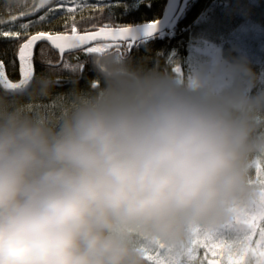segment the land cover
Masks as SVG:
<instances>
[{
	"label": "clouds",
	"instance_id": "1",
	"mask_svg": "<svg viewBox=\"0 0 264 264\" xmlns=\"http://www.w3.org/2000/svg\"><path fill=\"white\" fill-rule=\"evenodd\" d=\"M92 54L85 88L0 89V264H188L198 237L257 264L264 94Z\"/></svg>",
	"mask_w": 264,
	"mask_h": 264
},
{
	"label": "trees",
	"instance_id": "2",
	"mask_svg": "<svg viewBox=\"0 0 264 264\" xmlns=\"http://www.w3.org/2000/svg\"><path fill=\"white\" fill-rule=\"evenodd\" d=\"M33 2H38V0H28L29 5ZM166 2L167 0L91 1L89 5L99 3L103 7V13L94 12L90 8L76 11L74 18L77 22V34L88 33L86 30H91L93 23L97 25L96 30H99V26L104 23L112 28H122L156 22L161 18ZM213 3L217 6V13L213 15L215 18L213 26L215 23L220 24L219 34L225 36L223 44L220 43L219 38L213 37L209 30L211 27L207 22ZM226 3L224 0H187L181 9V15L178 14L179 17L177 15L176 23L170 24L164 33L137 42L133 48H130L129 43L111 45L118 46L125 59L133 66L180 76L179 69L186 67L190 70L192 68L191 56L195 46L199 44V39L203 38L200 33L207 30V38L221 45L223 59L236 70L243 81L250 85V92L247 95L260 96L264 94V37L258 41L250 40L247 34L245 42L240 39L241 44L235 46L237 37L232 39V35H240L256 27H261L264 33V0H241V5L233 13H230L232 5L227 6ZM7 5L8 0H0V18L5 21L8 19ZM22 10L25 9L16 6L11 8L12 14L15 15ZM81 16H94L95 19L93 21L81 20ZM63 17L55 18L48 26H32L28 31L32 34L41 30L64 32ZM9 25L4 23L0 25V29L7 31ZM11 30L16 31L14 28ZM67 34H71V24L67 28ZM23 42L22 38L0 36V60L5 62L7 74L14 82L20 80L17 53ZM42 49L43 55L41 54ZM91 55L93 54L86 51L67 55L60 64L59 56L47 45L40 44L33 57L34 77L41 74L53 75L60 81L55 89L56 92H64L71 88L73 79L77 81L79 87L85 88L88 81L96 75L90 61ZM65 63L70 66L82 64L83 67L71 71L64 67ZM173 69L176 71L173 72Z\"/></svg>",
	"mask_w": 264,
	"mask_h": 264
},
{
	"label": "snow or ice",
	"instance_id": "3",
	"mask_svg": "<svg viewBox=\"0 0 264 264\" xmlns=\"http://www.w3.org/2000/svg\"><path fill=\"white\" fill-rule=\"evenodd\" d=\"M69 5H75V7H69ZM45 6H47V10L44 11L43 15H40L37 20H29L28 22L21 23L19 25L22 31H14L11 29L5 31L0 29V36L2 37L22 38L24 40V42L20 44L17 53L20 74L19 82H14L9 78L5 62L0 60V88L19 89L26 86L33 79V50L38 41L46 40L50 42V44L55 49H58L62 54L66 49H77L83 45H88L91 41H97L98 37H103L106 40L110 38L113 42H116L117 38H119V41H123L126 38V30L115 29L105 23L99 26L98 31L96 30L97 25L93 23L92 29L86 30L88 34L78 35L76 28L77 22L74 18L77 10L83 11L85 8H90L94 12L98 11L103 13V7L99 3L89 5L82 2V0H38V2H33L30 5L26 4L20 7L25 10L20 11L18 15L12 14L11 8L13 5L8 2V19L5 21L0 18V25L4 23L14 25L17 21L36 15V13L45 8ZM65 8H67V12L63 17V23L65 26L64 32L41 30L35 32L34 34L29 33L28 30L33 26V24L43 23L50 16L55 15L58 10H64ZM94 19V16H81V20L93 21ZM69 24H71L70 35L67 34ZM104 45L111 44L101 43L99 46H89L82 50H85L87 53H94L100 51ZM41 54L43 55V49L41 50ZM64 67L66 69H70L71 71H76L77 68L81 69L83 65L78 64L76 66H70L68 63H65ZM261 219H264V217L258 218L256 216H252L246 220V223L252 229L250 233L252 246L249 250V254L256 257L257 264H264V224L261 223ZM193 245L188 264H246V260L243 257H226L224 245L218 241L198 237L194 240ZM200 248L207 250L203 257L199 255ZM208 252L211 253L213 258L208 257ZM157 264H163V262L157 261Z\"/></svg>",
	"mask_w": 264,
	"mask_h": 264
},
{
	"label": "rangeland",
	"instance_id": "4",
	"mask_svg": "<svg viewBox=\"0 0 264 264\" xmlns=\"http://www.w3.org/2000/svg\"><path fill=\"white\" fill-rule=\"evenodd\" d=\"M91 1L101 2L103 0H82V2H85L87 4H89ZM186 1L187 0L182 1L181 9L183 8ZM224 1L227 2L226 3L227 6H229L230 4L233 6V8L232 6L230 8V13H233L241 5V0H233L231 2L230 0H224ZM215 3L211 5V9L209 10L210 16H208L207 22L211 27L209 30L211 31L213 37L219 38L220 43L223 44L225 42V36L219 34V32L221 31L220 24L215 23V26H213V22L215 20V18H213V15L217 13L216 11L217 6ZM69 7H75V5H69ZM181 9L179 11V15H181ZM46 10H47V6L39 10L34 16H29L23 20L17 21L14 25L10 24L9 29L14 28L16 31H22L19 27L21 23H26L29 20L32 21L37 20L38 17L40 15H43L44 11ZM66 12H67V8H65L64 10H58V12L55 15L50 16L45 22L33 24V26L36 25L48 26V24L51 21L55 20V18L65 16ZM178 17L174 19L172 25L176 23ZM206 32L207 30L201 31L200 35L203 38L199 39V44L195 46L194 53L191 56V59L193 60L192 68L190 70L187 69L186 67L179 69L180 72L179 78L181 79V81L186 82L193 77L207 79L214 81L221 88L224 89L239 88L243 90L246 94H248L250 92V85L247 84L245 81H243L238 76L236 70L223 59L221 45L208 39ZM247 34H249L250 40L258 41V39H262L264 37V33L261 27L252 28L249 32L246 31L244 33L243 32L240 33V35L238 34H234V36L232 35V39L237 37L235 46H239L241 44L240 39H242V41L245 42ZM96 46H99V44L92 47H96ZM206 252H207L206 249L203 248L199 249V255L201 257H203ZM207 254L209 258H213L210 252H208ZM216 258H222V257H216Z\"/></svg>",
	"mask_w": 264,
	"mask_h": 264
},
{
	"label": "water",
	"instance_id": "5",
	"mask_svg": "<svg viewBox=\"0 0 264 264\" xmlns=\"http://www.w3.org/2000/svg\"><path fill=\"white\" fill-rule=\"evenodd\" d=\"M181 3L182 0H167L163 13L161 15V18L156 21V22H150L142 25H137V26H132V27H122V28H115V29H124L126 30V38L123 41H119V38H117L116 42L111 41V39H105L103 37H98L97 41H91L89 42L88 45H83L80 48L77 49H66L64 53H60L58 49H55L50 42L48 41H38L36 45L34 46L33 50V57H34V52L36 48L40 44H45L47 45L52 51H54L60 58V64L64 58V56L75 54L78 52H83L89 46H95L101 43H109V44H130V48H133L134 45L137 42H141L144 40H148L151 38H154L162 33H164L170 24L173 22L175 17L180 11L181 8ZM98 31V30H97ZM88 34V33H85ZM78 35H84V34H78ZM18 66H19V61L17 58ZM33 78H34V69H33ZM2 89V88H0Z\"/></svg>",
	"mask_w": 264,
	"mask_h": 264
}]
</instances>
